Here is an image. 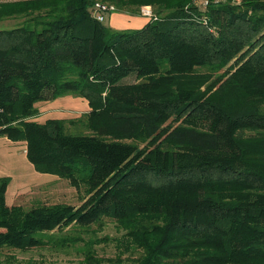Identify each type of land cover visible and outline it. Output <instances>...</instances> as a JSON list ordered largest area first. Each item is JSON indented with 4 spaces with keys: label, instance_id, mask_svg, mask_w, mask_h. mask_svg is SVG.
<instances>
[{
    "label": "trees",
    "instance_id": "obj_1",
    "mask_svg": "<svg viewBox=\"0 0 264 264\" xmlns=\"http://www.w3.org/2000/svg\"><path fill=\"white\" fill-rule=\"evenodd\" d=\"M97 2L157 19L115 29ZM0 23V138L85 196L9 207L0 178V250L264 264V0H0ZM65 96L89 111L37 121Z\"/></svg>",
    "mask_w": 264,
    "mask_h": 264
},
{
    "label": "rangeland",
    "instance_id": "obj_2",
    "mask_svg": "<svg viewBox=\"0 0 264 264\" xmlns=\"http://www.w3.org/2000/svg\"><path fill=\"white\" fill-rule=\"evenodd\" d=\"M201 1L199 0L200 5ZM114 13L128 15L113 11L103 23L109 26V21H114V16L109 19ZM2 28H4V24L0 23V30ZM39 109L41 113L37 121L44 122L48 118L62 117L63 119H70L71 117H79L89 111V105L85 99L65 96L56 99L50 105H44L43 107L39 105ZM25 147L24 143H15L5 137L0 138V178H10L6 192V205L9 207L22 205L27 208L39 204L81 206L85 201L83 190H78L66 179L37 172L27 158ZM121 234L122 232L117 230L112 223H109L97 236L114 239L121 237ZM94 248L97 255L104 259H113L120 256L115 240L101 242L96 244ZM70 251L66 253L49 247H34L27 252H23L18 249L5 248L0 250V264H85L83 256L77 254L74 250ZM134 257L128 253L123 254L122 264H136ZM104 264L113 263L106 261Z\"/></svg>",
    "mask_w": 264,
    "mask_h": 264
},
{
    "label": "crops",
    "instance_id": "obj_3",
    "mask_svg": "<svg viewBox=\"0 0 264 264\" xmlns=\"http://www.w3.org/2000/svg\"><path fill=\"white\" fill-rule=\"evenodd\" d=\"M114 16V21L110 22L111 27L115 28V29H140L142 28L148 21L149 19L147 17L144 16H140V17H133V16H128V15H124V14H117L114 13L113 15L110 16L109 19H111ZM55 102V101H54ZM52 102V103H54Z\"/></svg>",
    "mask_w": 264,
    "mask_h": 264
},
{
    "label": "built area",
    "instance_id": "obj_4",
    "mask_svg": "<svg viewBox=\"0 0 264 264\" xmlns=\"http://www.w3.org/2000/svg\"><path fill=\"white\" fill-rule=\"evenodd\" d=\"M204 4H207V1H205ZM115 10L116 9L113 5L97 2L93 8V16L96 20L104 22L107 19V16ZM142 16L147 17L148 19H157L150 6L142 8Z\"/></svg>",
    "mask_w": 264,
    "mask_h": 264
}]
</instances>
